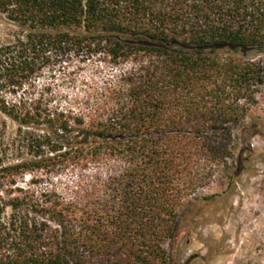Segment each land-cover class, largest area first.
Returning a JSON list of instances; mask_svg holds the SVG:
<instances>
[{
  "label": "trees",
  "instance_id": "16d2710c",
  "mask_svg": "<svg viewBox=\"0 0 264 264\" xmlns=\"http://www.w3.org/2000/svg\"><path fill=\"white\" fill-rule=\"evenodd\" d=\"M0 15V114L16 127L0 264H171L181 202L228 168L264 83L238 55L264 49V0H0ZM96 56L127 67L84 100L37 97L45 70ZM42 170L74 179L25 181Z\"/></svg>",
  "mask_w": 264,
  "mask_h": 264
},
{
  "label": "rangeland",
  "instance_id": "374dc122",
  "mask_svg": "<svg viewBox=\"0 0 264 264\" xmlns=\"http://www.w3.org/2000/svg\"><path fill=\"white\" fill-rule=\"evenodd\" d=\"M10 31L0 15V44L10 40ZM238 55L264 65V49H244ZM126 67L113 66L99 56L73 58L45 70L36 94L52 106L81 101ZM15 131V125L0 114V155H10L6 144ZM234 135L236 151L228 168L180 204L175 237L163 244L171 264H264V83ZM32 178L39 190L50 186L60 190L74 179L70 172L54 177L46 170L26 175L25 181Z\"/></svg>",
  "mask_w": 264,
  "mask_h": 264
}]
</instances>
